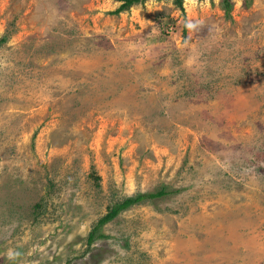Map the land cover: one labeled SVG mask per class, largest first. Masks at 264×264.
I'll return each instance as SVG.
<instances>
[{"label": "rangeland", "instance_id": "obj_1", "mask_svg": "<svg viewBox=\"0 0 264 264\" xmlns=\"http://www.w3.org/2000/svg\"><path fill=\"white\" fill-rule=\"evenodd\" d=\"M228 1L0 0V264H264V0Z\"/></svg>", "mask_w": 264, "mask_h": 264}, {"label": "trees", "instance_id": "obj_2", "mask_svg": "<svg viewBox=\"0 0 264 264\" xmlns=\"http://www.w3.org/2000/svg\"><path fill=\"white\" fill-rule=\"evenodd\" d=\"M121 1V4L118 6V8L114 11V13H119L121 11L127 10L130 6L142 3L145 0H116ZM225 1V13L226 15H229L231 10V4L228 0ZM176 5L182 9V0H175ZM5 36L0 38V45L4 42ZM167 193H169L166 190V186H161L154 191H148V192H138L135 195L127 196L123 198L121 201H118L111 206H108L107 211L105 214H103L93 225V227L90 229L87 237H86V243L87 245H91L95 239L105 237V235L101 232V228L104 224L107 222L113 220L121 211L128 209L129 207L142 203L146 200H153L157 198H161L165 196Z\"/></svg>", "mask_w": 264, "mask_h": 264}, {"label": "clouds", "instance_id": "obj_3", "mask_svg": "<svg viewBox=\"0 0 264 264\" xmlns=\"http://www.w3.org/2000/svg\"><path fill=\"white\" fill-rule=\"evenodd\" d=\"M9 255L11 256V255H12V253L10 252V253H9Z\"/></svg>", "mask_w": 264, "mask_h": 264}]
</instances>
